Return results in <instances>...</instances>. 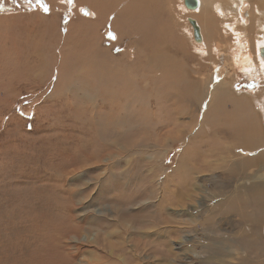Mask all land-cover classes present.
<instances>
[{
  "label": "rangeland",
  "instance_id": "374dc122",
  "mask_svg": "<svg viewBox=\"0 0 264 264\" xmlns=\"http://www.w3.org/2000/svg\"><path fill=\"white\" fill-rule=\"evenodd\" d=\"M73 1L41 9L45 0H0V264H264V68L247 69L239 59L257 57L254 26L233 34L219 13L211 21L183 0H167L168 14L156 17L194 55L186 59L191 69L210 58L226 72L238 58L227 82L249 96L238 116L229 113L239 106L234 96L209 123L252 124V133L233 128L234 140L217 139L215 155L201 137L204 161L220 167L189 172L182 161L198 147L190 149L180 130L203 109L184 102L175 115L162 99L169 83H179L176 43L166 39L159 49V71L143 59V42L119 38L125 19L116 32L110 17L84 31L97 16L91 0ZM120 1L109 0L115 13ZM215 27L219 33L208 37ZM201 161L194 157L195 166Z\"/></svg>",
  "mask_w": 264,
  "mask_h": 264
},
{
  "label": "bare ground",
  "instance_id": "6f19581e",
  "mask_svg": "<svg viewBox=\"0 0 264 264\" xmlns=\"http://www.w3.org/2000/svg\"><path fill=\"white\" fill-rule=\"evenodd\" d=\"M199 1H200V5L197 8L198 10L196 9L197 12L195 11L196 12L195 14H197L198 16L208 15L209 18L211 19V21H213V18L215 17V11H216L217 13H219V15L221 16V19L223 20L222 23L224 24V29L230 28L231 29L230 32H232L233 34L243 33L245 35V33L250 32V27L254 26V28L252 30L253 32H251L249 36L251 38V36L253 34H255V32H256V38H254V39L258 40L260 43V45H258V48L255 51L257 54V57H256V59H254L251 55H249L248 53H245V54H242V58H239V59L241 60V62H243L242 66L245 68L248 67L247 69L253 68L254 70H259V69L264 68V63H263L264 62V60H263L264 59V0H257V3H255V5H254V9H251L249 4H248V2H251V0H207V2L210 5L206 4L205 0H199ZM51 2L53 3V5H56V6L61 5V4H59V0H51ZM101 3H104L102 5L103 6L102 11L99 10ZM63 4H65V3H63ZM73 4H74V1H73ZM91 4H92V8H93L92 11H93V13H95V15H93V17L97 16V18L86 19V23H83L84 29L82 28V30L86 31V28L88 26L101 25L105 21H107L110 17V23H111V26H112L113 31H114L115 29L117 30V27L115 26V24L119 25V21L122 19H125L127 21V23L129 24V26H128L129 28L127 31H126L125 27H122V31L117 30V32L119 33V38L127 37L128 40L126 42L132 41V44H136L138 42L139 43L143 42L144 44H142L141 47L143 48V50L148 51L145 53V57L143 59L145 60V62L152 64L153 67H156L159 71H161V68L159 69V67H160L159 63L161 60V56L158 57L159 56L158 52L166 44H168V41L166 39H170L172 42L176 43L175 51L176 52L177 51L182 52V55H180L181 58L176 61L180 65L177 67V70H178V72H180V75L177 76V78H176V80L179 81L180 86H178L179 83H177V84H175V87H173L169 83V90L167 91V94L165 93L163 95L162 99L166 98L167 100L172 102L173 106H172V110L171 109L170 110H171V113L175 114V115L176 114L178 115L181 113V112H179L181 109L178 110V108H177L178 104H181V106H184V104L187 103V108H188V106L191 107L193 105H196L197 107L201 106L203 109V113L200 115V119H196V121H190L188 123L189 124L188 129L183 128L184 123H182V121H179L181 119H178L177 116L175 117L176 118L175 124H178V125L182 126V128H183L180 130V132L184 131L183 132L184 135H183V137L181 136V139L182 138L187 139V137H189V140H191V141H189L190 142V146H189L190 149H192L193 147H196V145L198 147L194 152L191 153V151H190V155L192 156L191 159L189 157L190 155H188L187 156L188 158L187 159L184 158L185 160L182 161V164H184V166H183L184 170L185 171L188 170L189 172H192V171L198 172V171H203V170L205 171V170H210L212 168L220 167L218 164H214L213 162L204 161L205 157H204V151L202 149L203 144H202V141L200 140V138L203 137V139H204V146L206 148V152L208 153V155H215V154H219L221 152L215 146L216 140L218 139L217 142L219 140H229V139L234 140V139H232V138H234V135H235L233 128L234 129H240L243 133H247V135L251 134L252 129H253L252 124H246L245 126L244 125L242 126L241 124H239L238 127L232 128V127L226 126V123H223L222 121L221 122L223 124H221V125H219V124L214 125L215 123H213V124L209 123L211 116L214 115L215 117L213 118V120L216 121V118L219 119L223 113L225 114L227 112V109L225 107L226 104H224V103L228 102V100L231 101L232 97L234 98V96H235V100H236L237 104L239 105L238 107H236L235 111H238L240 109V107H241V101L240 100L241 99L246 98V100H248V98H249L247 93L239 94L234 88H231L227 82V80L231 79L234 76V73L232 72V70L235 69V65L237 64L236 60L238 58L234 59V63H230L231 64V66L229 65L230 69H228L226 72L223 69V67H224L223 64H222V66H219L216 64L215 61H213L210 58H208V61H206V62H205V60L202 61L200 66L196 65L197 68L195 67V68L191 69V67H190L191 64H189L186 61V59L188 58V59L194 60V55L192 53H190V54L187 53L188 51L185 48H183V46H182L183 42L180 43V41H173V39H171L172 35L174 34L171 32V29L166 32V31H164L165 27L159 28L158 25L156 24V17H158V15L159 16L163 15L164 11L167 13V10L171 9V6L167 2V0H129V1L123 0L121 2L122 7L118 8L117 13H115L116 9H114V7H112V4L109 2V0H91ZM46 5L51 6L50 0H45V2L42 5H40V7L41 6L43 7ZM40 7L38 6L39 9H40ZM42 7H41V9H42ZM61 7H63V6H61ZM85 7L87 9H89L88 6L85 5ZM43 9H45V8H43ZM64 9H65V12H64V14H62L64 17L62 19V21L64 22L67 20V23H69V21H68L69 20L68 16L70 15L69 10H67V6ZM69 9H70V7H69ZM111 10H114V14L111 13ZM147 10L149 12H152V14L148 13ZM133 13H135L140 18V20H138V21H141V22H138V21L133 22V20H132V14ZM170 15H172V12ZM166 18H168V17L166 16ZM253 19L257 20V22L255 24H252ZM259 21H261V23H259ZM135 26H137V27H135ZM201 26H202V24H201ZM255 26L258 27V29L256 31H255ZM97 27H99V26H97ZM201 31H202V28H201ZM203 31H202V38H203L202 43L205 41ZM224 31H226V30H224ZM114 32H116V31H114ZM109 33H111V31H109ZM170 33H172V35ZM218 33H219V31L215 27V28H213L212 34H211V31L207 32V36L213 37V35H216ZM179 35H181V34H179ZM92 37L96 38L95 33H92ZM101 37H100V39H101ZM184 38H185V36H184ZM250 38L248 39V41H250ZM87 39H90L88 34H86V37L84 38V40H87ZM104 40H105V38H104ZM206 41H208V39ZM206 41L204 42L205 44H206ZM242 46L244 48H246L244 46V43H239V47L242 48ZM215 47L218 49H221L223 46L221 43L217 42V43H215ZM183 53H186L185 57H183ZM96 54H97V52L95 53V55ZM197 54H199L202 57L203 53L197 52ZM245 55H246V57H245ZM166 58L168 59V61H172L171 57H166ZM168 63L169 62L164 63L165 65H164V69L162 72L167 73L166 67L168 66ZM222 63H225L224 59H223ZM213 66H214V68H216L215 69L216 72L214 74L211 73V69L209 68V67L212 68ZM192 72H195V73H198L199 75H202L203 76L202 79L201 80L197 79L194 75H192L193 74ZM179 77H180V79H179ZM233 80L234 79H232L231 82ZM208 85L211 86V88H209L208 90L205 89V87H202V86H208ZM176 86H178V87H176ZM187 90H190V91L192 90L191 95L189 94L191 97V101H189V102H187V99L189 98L188 92H186ZM232 92L235 95H233ZM192 98L194 100H192ZM158 105L160 106L159 103H158ZM190 109H192L191 110V116L196 115L194 108H190ZM235 111L234 112L230 111L229 113L232 116H238V114H240L239 113L240 111H238V113H236ZM197 113H200V111H198ZM235 114H237V115H235ZM206 129H207V131H206ZM192 134H193V137H191ZM213 141H214V143L212 145ZM215 148H217V150ZM201 156H202V161L200 163H197V166H195L194 165V157H201ZM189 162L191 165L189 164ZM89 263L102 264L101 262H97V261H92Z\"/></svg>",
  "mask_w": 264,
  "mask_h": 264
},
{
  "label": "water",
  "instance_id": "95a60500",
  "mask_svg": "<svg viewBox=\"0 0 264 264\" xmlns=\"http://www.w3.org/2000/svg\"><path fill=\"white\" fill-rule=\"evenodd\" d=\"M184 5L188 9L196 10L198 6L200 5L199 0H183ZM189 21L191 25L193 26V33L194 37L197 41L202 40V35L200 31V26L198 25V22L194 18H189Z\"/></svg>",
  "mask_w": 264,
  "mask_h": 264
}]
</instances>
